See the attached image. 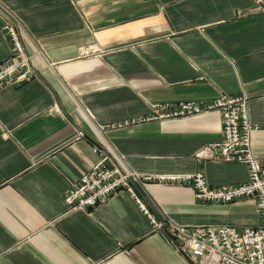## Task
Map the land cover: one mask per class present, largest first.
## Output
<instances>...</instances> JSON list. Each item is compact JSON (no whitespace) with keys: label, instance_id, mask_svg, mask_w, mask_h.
Returning <instances> with one entry per match:
<instances>
[{"label":"crops","instance_id":"crops-1","mask_svg":"<svg viewBox=\"0 0 264 264\" xmlns=\"http://www.w3.org/2000/svg\"><path fill=\"white\" fill-rule=\"evenodd\" d=\"M10 16L35 77L0 89V264H192L126 191L77 211L65 194L98 161L97 146L141 175L248 179L244 164L196 157L221 138L218 111L98 128L146 117L153 103L244 95L264 165V0H0V63L12 51ZM136 185L179 225L259 221L250 199L202 203L183 184Z\"/></svg>","mask_w":264,"mask_h":264},{"label":"built area","instance_id":"built-area-1","mask_svg":"<svg viewBox=\"0 0 264 264\" xmlns=\"http://www.w3.org/2000/svg\"><path fill=\"white\" fill-rule=\"evenodd\" d=\"M12 51L0 63V89L27 82L35 77L31 57L21 41L20 28L12 16L3 27ZM93 45L84 47V55L93 54ZM56 111L58 106H54ZM218 111L222 134L219 141L207 142L195 154L202 160L241 163L248 168V179L237 185L213 186L203 171L193 173H164L141 175L124 170L108 150L95 147L98 161L89 171L72 183L64 201L70 210H85L107 202L115 194L126 191L146 215L153 231L168 234L176 243V250L189 258L192 264H264V165L252 150L248 99L244 95L221 94L205 101L180 100L151 105V113L111 125H98L101 132L132 127L152 121L188 118L192 115ZM79 136H84L82 131ZM175 183L192 188L194 197L202 203H235L250 199L255 202L258 224L253 227H235L224 224L187 226L175 223L154 202L145 201L137 192L138 183Z\"/></svg>","mask_w":264,"mask_h":264}]
</instances>
